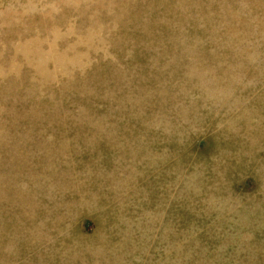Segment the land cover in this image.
Instances as JSON below:
<instances>
[{
  "label": "rangeland",
  "instance_id": "rangeland-1",
  "mask_svg": "<svg viewBox=\"0 0 264 264\" xmlns=\"http://www.w3.org/2000/svg\"><path fill=\"white\" fill-rule=\"evenodd\" d=\"M0 264H264V0H0Z\"/></svg>",
  "mask_w": 264,
  "mask_h": 264
}]
</instances>
